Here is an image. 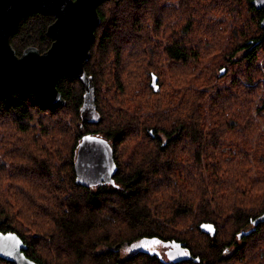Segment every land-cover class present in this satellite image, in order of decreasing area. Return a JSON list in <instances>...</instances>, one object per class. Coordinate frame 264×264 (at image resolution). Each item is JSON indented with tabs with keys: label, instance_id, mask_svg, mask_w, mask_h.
<instances>
[{
	"label": "trees",
	"instance_id": "1",
	"mask_svg": "<svg viewBox=\"0 0 264 264\" xmlns=\"http://www.w3.org/2000/svg\"><path fill=\"white\" fill-rule=\"evenodd\" d=\"M219 1L102 2L85 62L93 116L85 113V86L75 76L57 83L64 105L29 92L0 96V230L18 233L29 258L264 264V9L252 0H224L222 11L228 6L226 13L240 16L234 15L229 53H246L232 61L230 85L215 90L227 72L217 56L227 21L208 16L220 4L207 5ZM54 20L40 12L23 16L10 38L17 54L29 46L46 51ZM166 61L177 88L169 92ZM86 133L112 143L118 167L112 182L89 187L76 180ZM146 240L183 245L191 257L172 263L144 246L122 255L125 244Z\"/></svg>",
	"mask_w": 264,
	"mask_h": 264
},
{
	"label": "water",
	"instance_id": "2",
	"mask_svg": "<svg viewBox=\"0 0 264 264\" xmlns=\"http://www.w3.org/2000/svg\"><path fill=\"white\" fill-rule=\"evenodd\" d=\"M105 0H0V96L13 92H29L44 102L64 105L66 100L57 87L65 76L79 78L86 90L85 113L93 116L87 103L93 101V83L85 70L95 41V30L101 23L98 6ZM257 9H264V0H252ZM40 12L55 16L47 34L51 46L41 52L36 46L25 48L18 55L10 38L17 31L23 16ZM264 28V16L261 20ZM151 86L159 89L157 75ZM112 143L101 135L83 134L75 159L76 180L89 187L112 182L117 171ZM203 226V225H202ZM203 231L210 232L205 224ZM27 245L18 233L0 230V258L14 264H39L25 254ZM168 260L178 263L191 257L183 245L166 249Z\"/></svg>",
	"mask_w": 264,
	"mask_h": 264
},
{
	"label": "rangeland",
	"instance_id": "3",
	"mask_svg": "<svg viewBox=\"0 0 264 264\" xmlns=\"http://www.w3.org/2000/svg\"><path fill=\"white\" fill-rule=\"evenodd\" d=\"M209 1V0H208ZM226 1V0H225ZM214 4H220V5H215L214 9H212L213 11L209 12L208 16L213 20H217V19H220V20H226L227 21V32L226 34L223 36V39L221 41V46H220V49H219V52H218V60H221V59H224L225 62H226V65L222 66L221 68L225 67L227 72H225L226 74L223 75L221 77V79H218L217 80V86L215 88V90H218L220 88H223L225 86H228L230 85V81L233 79L234 75H235V72L233 70V68L235 67V64L232 63V61H238L240 59H242L244 57V54L246 53V49H243L241 51H239L236 55L234 56H231L229 51L231 49V45L233 43V39L231 38V29L233 27V24L235 23V21L237 20V18L239 19L240 16H237V15H233V13L231 11L227 12V9H228V6H226L225 8V12L222 11L223 8H224V0H221L219 2H214V3H208L207 7H211V6H214ZM124 11V9H123ZM196 19V24H200L202 21H200L197 16L195 17ZM154 40L156 41V44L157 45H160L161 47H156V48H163L162 46L164 45L165 41H162L160 39H157L156 37L154 38ZM263 60V56H261L260 58V62ZM262 63V62H261ZM163 65V68L166 72V75L163 77V82H165V88L167 89V91H171L172 90V87L176 90L177 88L175 86H173L172 84V79L170 78V74H169V65H170V62L169 61H166V63H162ZM219 68V70L221 69ZM225 70V71H226ZM219 75V73H218ZM221 75V74H220ZM264 78V76L262 77ZM182 91H184L186 89L185 86L181 87L180 88ZM149 243V242H148ZM143 243H134L132 245H124L122 248H121V253L123 256H126V255H129L130 253H132L133 251H135L137 248H139L140 246H142ZM152 244H147L146 246H144L145 248H151ZM168 245H164V244H160L157 245L156 247H153L154 250H158L157 252L160 253L161 255H164L165 253V250ZM152 249V248H151Z\"/></svg>",
	"mask_w": 264,
	"mask_h": 264
},
{
	"label": "flooded vegetation",
	"instance_id": "4",
	"mask_svg": "<svg viewBox=\"0 0 264 264\" xmlns=\"http://www.w3.org/2000/svg\"><path fill=\"white\" fill-rule=\"evenodd\" d=\"M147 242H149L150 244H152L151 246V248H152V250H154V248L153 247H156L157 245H159L160 246V244H161V242L160 241H158V240H146ZM135 243H138V242H135ZM140 243V242H139ZM141 243H146V242H141ZM148 244V243H147ZM147 244H145V245H142V247L143 246H146ZM151 248H148V249H151ZM151 250V251H152ZM156 251H158V250H156ZM163 257L165 258V259H168V257H167V255H166V250H165V253H164V255H163Z\"/></svg>",
	"mask_w": 264,
	"mask_h": 264
}]
</instances>
